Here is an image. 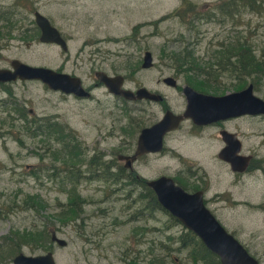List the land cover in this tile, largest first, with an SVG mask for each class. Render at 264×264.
Segmentation results:
<instances>
[{
    "label": "rangeland",
    "instance_id": "obj_1",
    "mask_svg": "<svg viewBox=\"0 0 264 264\" xmlns=\"http://www.w3.org/2000/svg\"><path fill=\"white\" fill-rule=\"evenodd\" d=\"M182 1L0 0L1 9L8 10L7 19L0 21V68H8L10 60L18 59L28 65L72 73L81 79L83 87L96 81L94 70L119 74L123 76L124 88L135 91L145 87L160 92L177 113L182 108L181 95L161 79L171 76L178 84H184L190 78L184 70L176 71L169 59L172 52L186 47L198 57H205L206 50L212 49L216 41L232 35L244 40L257 57L264 58V0L260 1L263 11L257 14L241 11L234 16V22L204 19L184 23L180 18L166 17ZM187 1L201 5L218 0ZM34 11L47 17L58 29L66 41L65 51L54 43L38 40ZM184 16L189 20V12L185 11ZM190 23L194 27L189 28ZM145 51L151 54V65L144 68L141 63ZM220 73L214 79L221 81L218 84L221 91L231 85L228 83H236L234 74ZM256 76L252 93L264 100V77ZM89 92V97L76 98L51 90L39 80H16L0 85V242L3 236L12 241L15 231L25 228L46 231L44 244L40 246L21 243L18 250L8 253L10 245H1L0 264H13L11 258L18 251L40 254L47 250L52 252L55 264H194L188 256L194 248L181 246L177 240L187 228L167 210L146 206L145 199L135 200L137 191L142 193L139 182L135 181V185L129 179L130 186L123 184L129 171L117 159L118 154H131L140 129L162 115L159 105L152 101L124 100L109 94L103 86L93 87ZM18 111L27 119L65 125V130L75 133L84 156L74 166L68 164V178L64 173L68 146L59 151L55 160L61 172L39 179L29 173L26 166L50 162L46 153L44 160L39 161L34 155L41 140L51 142L53 150L61 147L48 132L42 130V134L38 131L31 136L22 130L23 118L16 117ZM244 125L251 132L259 131L264 128V116L249 119ZM204 139L178 132L173 139L166 138V145L175 148L182 160L154 151L155 154L136 158L132 171L138 178L147 180L172 176L176 169L187 165L189 169L198 159L206 172L218 176L217 182L211 183L210 197L226 188L229 175L216 166L211 158L213 147L209 140L201 144ZM249 143L255 144L256 140L250 138ZM91 156L103 166L105 161L122 166V178L88 177L87 170L91 168L86 166V160ZM201 160L205 162L200 163ZM72 167L79 169L77 181ZM74 189L81 199L77 206H82L83 218L61 223L56 215L58 204H64L68 192ZM234 194L251 205L208 207L258 263L264 264V206H260L264 185L257 179L245 178V185L235 189ZM51 231L66 242L60 245L51 240Z\"/></svg>",
    "mask_w": 264,
    "mask_h": 264
},
{
    "label": "water",
    "instance_id": "obj_2",
    "mask_svg": "<svg viewBox=\"0 0 264 264\" xmlns=\"http://www.w3.org/2000/svg\"><path fill=\"white\" fill-rule=\"evenodd\" d=\"M36 26L40 30L38 40L54 43L62 50L67 49L66 41L56 27L38 11L33 12ZM151 65V54L144 52L141 67ZM95 77L108 93L122 97L125 100L148 99L156 101L161 96L145 87L135 91L124 88L122 75H108L97 71ZM16 80H39L47 88L76 97H89L90 92L82 86L78 76L44 66L25 64L18 59L10 60L8 68H0V83ZM165 84L174 85V79L164 77ZM252 86L248 85L241 92H230L223 95H212L195 91L184 86L182 91L187 101L186 108L178 114L165 110L162 117L148 127L140 130L137 137V147L133 154H118L117 159L123 161V166L131 169L132 162L137 156L159 151L162 147L163 135L177 128L180 121L189 118L195 124H205L213 120L241 113H264V100L252 94ZM224 148L220 158L225 159ZM152 189L158 203L178 219L183 226L192 230L211 251L217 254L221 264H259L244 245L219 222L210 209L203 204L200 191L187 193L173 180L165 175L145 181ZM50 239L63 245L65 239L50 232ZM13 264H55L50 250L40 254H24L18 251L11 258Z\"/></svg>",
    "mask_w": 264,
    "mask_h": 264
},
{
    "label": "trees",
    "instance_id": "obj_3",
    "mask_svg": "<svg viewBox=\"0 0 264 264\" xmlns=\"http://www.w3.org/2000/svg\"><path fill=\"white\" fill-rule=\"evenodd\" d=\"M261 0H218L210 4H195L187 0H183L179 7L171 11L166 15V17H177L184 23L188 21L196 20H210L213 21L218 19L223 21L224 19H230L234 22V16L241 11L247 10L252 13H260L263 11L261 7ZM205 7V8H202ZM189 12L188 19L184 16V12ZM8 10L1 9L0 7V21L6 20V14ZM189 28L194 27V24H188ZM205 57H198L192 50L183 47L181 50H176L171 53L169 59L174 63L176 71L184 70L188 76H202L203 79H188V84L194 86V88L203 91V92H223L218 87L220 80L214 79L217 77L221 71L226 72V75L234 74L235 80L248 77L250 82L256 83L258 76L264 77V58L262 56L257 57L254 54V50L250 49L246 45L245 41H240L238 37H224L216 41L214 47L208 52ZM221 74V73H220ZM214 79V80H213ZM214 81V83H212ZM234 85V84H232ZM16 117L23 118L22 120V130H25L26 133H29L31 136H35L36 132L39 131V134L48 132V135L53 136L57 139L61 148H57L56 157L59 158V151L64 149L66 146L68 149V164L74 166L76 162H80L84 156L83 146L80 145V141L76 138L75 133L68 129L65 130V125L55 124H43L38 123L34 119H27L23 112L18 111ZM138 122V121H137ZM136 122V123H137ZM37 124V125H36ZM43 128H42V126ZM41 126V127H40ZM54 126V127H53ZM41 128V129H40ZM86 166L91 168L87 170L88 177L93 176L96 178H111L118 179L122 177V168L121 166H115L110 161H105L103 163L95 158L90 157L89 160H86ZM120 168L119 171H113L112 169ZM93 169V170H92ZM77 170L78 167H72L71 171L74 177V181L79 177ZM65 175L67 174L64 172ZM63 175L64 177H66ZM68 178V174H67ZM128 177L125 178L128 184ZM75 186V182L68 180ZM147 190V191H146ZM142 193L134 195V199H145V205L151 207H160L157 202L155 195L149 189L141 190ZM41 201V200H40ZM81 201L79 194L76 192V189L68 192L66 202L62 205L58 204L60 207L56 211L57 219L59 222H76L77 219L83 218V209L82 206H77L78 202ZM34 202V201H33ZM77 202V203H76ZM39 205V203H38ZM140 212V210H137ZM176 221H178L173 215H171ZM81 222V221H80ZM15 237H11L12 241L7 239L8 236L2 237L0 246L3 244H9L7 252L10 250H18V245L21 243L40 246L44 244V237L46 231L40 230L37 228H25L23 231H15ZM179 244L181 246L193 247L194 249L189 250L188 256L193 260L194 264H221L216 253L207 248L200 238L190 229H187L181 235L178 236ZM190 242L192 244H190Z\"/></svg>",
    "mask_w": 264,
    "mask_h": 264
},
{
    "label": "flooded vegetation",
    "instance_id": "obj_4",
    "mask_svg": "<svg viewBox=\"0 0 264 264\" xmlns=\"http://www.w3.org/2000/svg\"><path fill=\"white\" fill-rule=\"evenodd\" d=\"M50 24L54 26L51 22ZM36 29L38 30V32H40L37 26H36ZM97 71H100V70H94L92 72L93 76H95V73ZM70 75H74V74L71 73ZM188 77L190 79H197L199 77L201 78L202 76L197 75L195 76L196 78H193L194 76H188ZM172 78L174 79V85H168V86L178 89L179 94L181 95V98H182V108L175 114L181 113L186 108V105H187L186 98L182 91L184 86H189L195 91L206 93V92H203V91H200L194 88V86L188 84L186 80H184V84H178L176 82L177 79L174 77ZM161 82L162 83L164 82L163 78L161 79ZM256 83H252L250 82V79L248 77H244L242 79H238L234 85H232V83H228V86L230 84L231 85L227 87L226 89H224L223 92H217V93L209 92L207 94L219 96V95H223L225 93H230V92H241V90H244L248 85H251L252 86L251 89L253 90L254 84ZM97 86H103V85L100 82H98V80L96 79L95 82H93L91 85H88L84 88L87 89L88 91H91L93 87H97ZM155 93H158L161 96V98L157 99L156 101H152L148 99H143V100L137 99V100H141L144 102L152 101L158 104L160 109L162 110V115L164 114L165 110L167 109L172 110L170 107V104L166 100V97L160 92H155ZM76 98H80V97H76ZM162 115L159 118H157L153 123L158 121L162 117ZM263 116L264 114H262V112L261 114L241 113L238 115H230L224 118H219V119L213 120L205 124H195L189 118H184L180 121L176 129L167 131L163 135L162 147L159 151H156L155 153L164 154L166 152L167 155L168 154L171 155L172 158H175V159L179 158L180 160H182L183 156L175 148L166 145V138L170 137L173 139L175 137V134L178 132H181L182 135H185L188 137L193 136L195 138H202L204 136L205 139L203 140L201 144H207V140H209L210 142L209 145L213 147L211 158L217 163L216 166L224 169V171L229 175L228 180H226L227 181L226 188L222 191L214 192L212 196L208 197L209 195L208 192L211 189V183L217 182L218 176L210 175L208 172H206L204 170L205 168L199 164L198 159H196V163L194 165L191 164L189 169L187 165L186 167L182 166L181 168H178L175 170L172 176L180 177V179L176 180L172 176H169V177L173 180V182L176 185H179L187 193H193V192L200 191L202 195L203 204L207 207L212 206V205H215V206H220V205L249 206L251 205L250 202L246 199L236 198L234 191L235 189H239L241 185H245V178L257 179L264 185V154H263L264 153L263 152L264 151V128L259 129V131H256V132H251L248 130V127L244 125V122H248L249 119H254V118L260 119ZM138 134L136 136L133 151L131 154H133V152H135L136 150ZM250 138H252L253 141L256 140V143L255 144L249 143ZM50 143L51 142L46 143V140H41V143L39 144V146L36 148L34 152V155L37 156L38 161L39 159L44 160L43 154L46 153L50 161L49 163L47 164L37 163V164H34L33 167L26 166L28 168L29 173L35 179H39L40 177L51 178L56 173L61 172V171H58L57 166L55 164L57 150L56 149L53 150L51 148ZM224 148L226 149L225 159H222L220 158V152ZM155 153L147 152V153L137 156L136 158L141 157L143 155H152ZM202 162H205V161L201 160L200 163ZM122 166H123V163H122ZM123 168L125 167L123 166ZM64 169H65L64 172L68 174V163L65 164ZM127 169L129 172L126 173L127 175H125V177L127 176L129 178L130 175L128 174L133 175V177L129 178L133 184H135V181H138L139 184L137 185H140V190L149 188L145 183V181L147 180L146 178L144 177L138 178L137 174L134 171H132V166H131V169L129 168ZM129 179H128V184H126L127 183L126 180H124L123 184L130 186ZM131 188L133 187H130V189ZM134 190L136 191V189ZM262 203H263L262 205L260 204L259 205L264 206V200H262Z\"/></svg>",
    "mask_w": 264,
    "mask_h": 264
}]
</instances>
